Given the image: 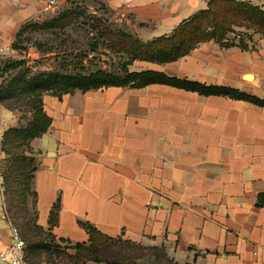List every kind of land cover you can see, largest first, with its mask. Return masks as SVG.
<instances>
[{
	"label": "crops",
	"instance_id": "1",
	"mask_svg": "<svg viewBox=\"0 0 264 264\" xmlns=\"http://www.w3.org/2000/svg\"><path fill=\"white\" fill-rule=\"evenodd\" d=\"M69 1L0 0V64L21 51L13 43L23 25ZM102 1L148 41L169 35L210 0ZM245 43L211 40L175 61L135 60L129 70L264 99V37ZM43 104L51 123L33 142V188L44 228L60 203L51 229L57 239L87 242L79 224L86 220L110 236L163 247L175 264H264V105L166 83L46 94ZM16 122L0 104V145ZM4 210L0 179L1 247L10 242Z\"/></svg>",
	"mask_w": 264,
	"mask_h": 264
},
{
	"label": "rangeland",
	"instance_id": "2",
	"mask_svg": "<svg viewBox=\"0 0 264 264\" xmlns=\"http://www.w3.org/2000/svg\"><path fill=\"white\" fill-rule=\"evenodd\" d=\"M248 1L264 9V0ZM118 31L127 32L142 40L137 33L131 32L118 22L102 0H70L57 6L43 19L31 20L23 25L17 38L21 51L14 57L5 58L4 61L25 59V64L8 72H1L0 68V104L18 117V122L9 126L1 139L0 148L3 155L0 158V179L3 201L10 220L19 227L22 235H26L31 241H50L46 232L41 233L35 226L36 192L27 184L30 180L26 177L27 174H24V169L29 170L37 165L39 151L33 145L37 137H13L9 129L24 130L29 127L38 109L39 97L45 93H59L44 88L28 92L23 89V85L43 72L76 75L88 74L101 68L123 74L122 64L129 57L119 53L105 39L107 33ZM254 35L260 34L254 29L236 28L235 33H229L226 37L239 40L240 37L253 38ZM2 65L3 63L0 67ZM46 84L51 86L55 82ZM42 122L45 120L41 119L37 126H41ZM6 132L8 141L3 151ZM50 242L51 246L55 247L43 250L41 264L73 263L71 248L58 240ZM151 253L152 251L146 250L135 252L136 264H166Z\"/></svg>",
	"mask_w": 264,
	"mask_h": 264
},
{
	"label": "trees",
	"instance_id": "3",
	"mask_svg": "<svg viewBox=\"0 0 264 264\" xmlns=\"http://www.w3.org/2000/svg\"><path fill=\"white\" fill-rule=\"evenodd\" d=\"M236 28L254 29L261 37H264V9L248 0H210L208 7L193 14L184 20L169 35L160 36L148 41H142L133 37L127 32L118 31L113 34L107 33L105 39L119 53H124L129 59L122 64L123 74H117L107 69H97L88 74L61 75L55 73H40L35 75L23 85V89L28 92H36L40 88L52 89L62 95L65 93H74L78 90L88 91L109 86H131L143 87L152 83H166L187 90L198 91L204 95H227L235 98L249 100L259 105H264V99L255 95L247 94L239 89L223 85H206L198 81L182 79L175 76H169L162 71L147 69L142 71H130L129 65L135 60H144L165 64L175 61L198 47L203 42L215 41L224 47L239 45L246 47L245 38L229 39L226 37L229 33H235ZM20 32V30H19ZM18 32V35H19ZM17 35V38H18ZM250 38V37H249ZM13 47L20 49L21 45L16 40ZM25 59L4 61L1 72H8L19 68L25 64ZM47 82H55L51 86H46ZM42 89L43 91H45ZM2 86H0V92ZM42 94L38 99V109L32 123L24 130L9 129L11 136L26 135L27 137H40L48 129L51 119L44 110ZM41 119L42 125L37 126ZM8 132V131H7ZM7 132L5 133V142L2 145L3 151L7 147ZM7 134V135H6ZM37 165L32 169H24V174L30 180V186L33 187L34 173ZM23 176V177H25ZM29 186V185H28ZM34 189V188H33ZM36 192V191H35ZM37 198V197H36ZM264 204V193L259 196V205ZM60 203L57 201L51 211L50 227L44 228L37 223L36 228L47 234L50 241L64 242L66 247L74 249L72 254V264H86L89 261L106 264H136L134 253L137 251H152L151 254L166 264H175L169 258L166 250L158 246H145L141 243L123 238L122 236L113 237L103 233L93 223L86 220H79V224L89 234L87 242H73L70 239H57L51 232L52 227L57 222ZM21 232V230H20ZM22 235V233H21ZM25 242V255L31 264H41L43 259V250L50 249L51 242L43 239L31 241L22 235Z\"/></svg>",
	"mask_w": 264,
	"mask_h": 264
},
{
	"label": "built area",
	"instance_id": "4",
	"mask_svg": "<svg viewBox=\"0 0 264 264\" xmlns=\"http://www.w3.org/2000/svg\"><path fill=\"white\" fill-rule=\"evenodd\" d=\"M51 4L55 5V0H51ZM2 155L3 153L0 148V158ZM3 218L9 223L10 242L4 247L0 245V264H31L25 255V242L19 227L10 220L6 210H4Z\"/></svg>",
	"mask_w": 264,
	"mask_h": 264
}]
</instances>
